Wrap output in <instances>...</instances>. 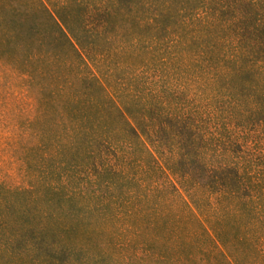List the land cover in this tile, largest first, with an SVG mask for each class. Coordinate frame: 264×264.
Returning <instances> with one entry per match:
<instances>
[{"label": "trees", "instance_id": "16d2710c", "mask_svg": "<svg viewBox=\"0 0 264 264\" xmlns=\"http://www.w3.org/2000/svg\"><path fill=\"white\" fill-rule=\"evenodd\" d=\"M0 264H264V0H0Z\"/></svg>", "mask_w": 264, "mask_h": 264}, {"label": "rangeland", "instance_id": "374dc122", "mask_svg": "<svg viewBox=\"0 0 264 264\" xmlns=\"http://www.w3.org/2000/svg\"><path fill=\"white\" fill-rule=\"evenodd\" d=\"M0 164H1L4 168H6V166H5L4 163L2 162L1 158H0ZM6 170H8V169L6 168Z\"/></svg>", "mask_w": 264, "mask_h": 264}]
</instances>
